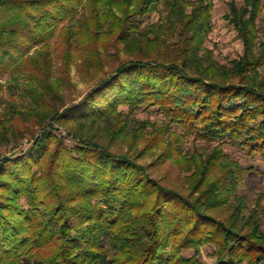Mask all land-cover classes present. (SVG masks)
I'll list each match as a JSON object with an SVG mask.
<instances>
[{
  "label": "trees",
  "instance_id": "trees-1",
  "mask_svg": "<svg viewBox=\"0 0 264 264\" xmlns=\"http://www.w3.org/2000/svg\"><path fill=\"white\" fill-rule=\"evenodd\" d=\"M262 2L229 3L243 54L221 64L214 0H0L16 98L0 97V264H207L206 247L211 264H264V195L248 206L249 169L224 149L264 156ZM73 65L95 80L77 103ZM167 164L179 186L154 172Z\"/></svg>",
  "mask_w": 264,
  "mask_h": 264
},
{
  "label": "rangeland",
  "instance_id": "rangeland-1",
  "mask_svg": "<svg viewBox=\"0 0 264 264\" xmlns=\"http://www.w3.org/2000/svg\"><path fill=\"white\" fill-rule=\"evenodd\" d=\"M231 1L232 0H214L215 5L212 12L213 29L207 40V47L214 51L217 60L221 64H229L232 60L243 54V44L238 38L237 31L226 18L230 12L229 3ZM236 3L241 7L244 6V0H236ZM262 4L264 5V0ZM261 18H264V10L262 12ZM158 21L159 15L154 13L153 15L147 16L145 18V25L154 24ZM261 25L262 24L260 23L259 26ZM59 42L60 41L58 39H55L52 43L53 54L55 57L58 53ZM120 56L122 59H129V56L123 52L120 53ZM113 57L109 59H113ZM112 65H116V63L109 64L106 70L109 71ZM27 80L28 78L26 76L21 77V86L26 84L28 82ZM10 81L11 76L9 74H0V97L9 101L11 99H16L11 97L9 90L7 89ZM71 82V87L64 88L62 95L66 97L67 102L72 101L74 103L81 101L95 84V80H89L86 74L81 73V69L77 65L72 66ZM1 86H3L4 89H2ZM138 116L141 119H150L156 122H162L163 120L162 117L154 110L140 111ZM179 131L181 132V130ZM194 144L197 145L196 147L199 149L208 146V143L200 139L195 140V138H192L187 145L193 148ZM22 147L26 150L29 145L25 141ZM126 147L127 145H125V148ZM11 149L12 146L0 148V154H8L11 152ZM224 149L226 150L227 154H229L235 161L240 162L249 169L245 176V182L240 189V194L246 196L248 199V206L250 208H254L256 205H258L260 196L264 195V156L257 155L255 157H251L238 145L225 144ZM155 159L156 155L153 156L150 154L142 159L141 163L147 165L153 164ZM153 169L155 170V173L158 172L160 177L165 178V180L171 182L173 185L179 186L183 181L184 177L179 172L178 168L172 167L170 164H167L160 169ZM156 169H158V171ZM262 206H264V200L262 202ZM211 252V247H206L204 249L203 260H205L207 264L212 263V259L208 256V254ZM186 255L190 257L193 255V253L187 252Z\"/></svg>",
  "mask_w": 264,
  "mask_h": 264
}]
</instances>
